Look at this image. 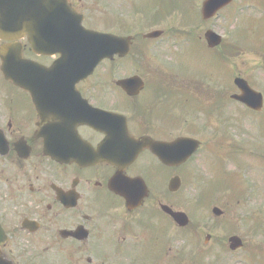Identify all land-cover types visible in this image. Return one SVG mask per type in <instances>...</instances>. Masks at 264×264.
Instances as JSON below:
<instances>
[{
  "label": "flooded vegetation",
  "instance_id": "1",
  "mask_svg": "<svg viewBox=\"0 0 264 264\" xmlns=\"http://www.w3.org/2000/svg\"><path fill=\"white\" fill-rule=\"evenodd\" d=\"M263 1L204 19V0H68L87 30L115 38L82 77L57 0H0V264H206L232 236L237 260L264 264V177L233 156L264 163V80L230 63L253 54L264 67V21L246 14ZM177 12L195 24L175 25ZM228 12L246 28L234 42L208 28L220 36L211 46L204 25ZM197 53L205 67L193 74ZM241 77L262 93L253 109L237 99ZM183 138L198 147L183 158L179 146L171 163L167 145Z\"/></svg>",
  "mask_w": 264,
  "mask_h": 264
},
{
  "label": "water",
  "instance_id": "2",
  "mask_svg": "<svg viewBox=\"0 0 264 264\" xmlns=\"http://www.w3.org/2000/svg\"><path fill=\"white\" fill-rule=\"evenodd\" d=\"M232 0H205L203 15L206 17L212 16L214 12H216L220 7L226 5L228 2ZM58 11L60 14V22L62 31L72 30L75 36L80 38L78 41L80 44L79 53H80V75L86 76L90 72L94 70V68L99 64L100 60L103 59L107 54V50L109 48V44L113 42L112 36H106L101 32L94 31H86V29L82 26L81 17L74 12V10L69 7L67 0H57ZM75 13V16H74ZM159 36L158 32H153L149 37ZM206 37L209 40V44L211 46H215L218 44L220 37L214 35L212 31H208ZM127 43V49H129L131 45V40L128 38L125 39ZM237 85L243 91L241 96H237V99L244 101L251 108L257 107L263 102L262 95L255 90L251 89L248 83L243 79L236 80ZM145 145V142H142ZM165 146V145H164ZM168 152L170 157V162H176V159H179V146L185 147V151L182 155L183 158H187L190 153L195 151L197 148V143H192L191 140L187 138L180 139L179 141L168 143ZM217 210V209H216ZM218 212V210H217ZM181 214L176 213V219L181 221ZM187 222V221H185ZM231 248L237 249L242 245V240L238 237L230 238Z\"/></svg>",
  "mask_w": 264,
  "mask_h": 264
},
{
  "label": "rangeland",
  "instance_id": "3",
  "mask_svg": "<svg viewBox=\"0 0 264 264\" xmlns=\"http://www.w3.org/2000/svg\"><path fill=\"white\" fill-rule=\"evenodd\" d=\"M264 2V1H263ZM191 6L193 7V5L191 4ZM250 11L247 14V17H253V21H255L254 23L258 22V20L262 17H264V6H263V9H258V8H254L252 6L251 9H249ZM231 16V18L229 17ZM226 17V18H225ZM234 17L235 15L234 14H231L230 12L228 13H225L221 16V18L219 20H215V21H211L210 23H207V25H204V31H207L208 28H215L217 30H219L223 36H225V40L226 41H235V40H238V35L236 34L237 33V29L239 28V25H241L242 23L241 22V18H239V21H238V24H232L233 20H234ZM173 18V22L175 25H178V26H181V25H185V24H189V23H192V24H195V18L192 17H187V16H182L180 12H177V13H174V15L172 16ZM192 18H193V21H192ZM230 21V22H229ZM201 20H200V17H199V21L198 23H200ZM241 28H242V25H241ZM246 27H243L239 33L245 29ZM250 39H253V37H251ZM167 44L162 48L163 50V53H167L169 54L170 51L169 49H167ZM200 48L202 54L205 56H210L211 55V52L208 50H206V52H204V48H202L201 46L198 47ZM197 48V51L201 54V52L199 51V49ZM172 52L175 50L174 48L171 49ZM177 50V49H176ZM161 51V50H160ZM171 58L174 59V54H173V57H163V54H162V58L160 56V60L162 61V63H164L165 61L170 63V62H173L171 60ZM201 58H202V55H201ZM200 58V55L197 53V55L193 56V57H189V61H187V70H189L190 72H192L193 74L194 73H198V72H202L204 70V67H205V59L203 60V58L201 59ZM175 60V59H174ZM262 57L259 56V55H242L240 56V58L238 60H235L234 61H230V63H237L241 69V72L246 75H248L249 78L251 79H254L256 78L258 80V82L260 83V85L262 84L261 82L264 80V67H261L262 66ZM166 67V66H165ZM168 67V66H167ZM166 67V68H167ZM235 68V66H234ZM236 69V68H235ZM263 74V75H262ZM261 80V81H260ZM234 107H236V105L234 104V106L232 105L231 109L233 111H237L236 109H234ZM238 108V107H236ZM239 109V108H238ZM231 110V111H232ZM237 115V114H236ZM249 124H246V126H248L249 128H251L250 126V122L247 121ZM217 128V127H216ZM216 128H215V131H216ZM248 130V129H247ZM232 133L233 132H236V133H241L239 129H231L230 130ZM204 135L207 136L206 133H203ZM236 145V144H235ZM237 146H243V144L239 143L237 144ZM234 158L241 163V165H243L242 169H244L245 167H249V163L254 165L255 167H258L257 169L259 170V172L257 173V175L259 177H264V172H263V169H264V163H260L258 160H255V161H251V159H249V155L246 154V153H243L240 149L238 151H235L234 152ZM220 157V162H219V165L221 167L223 166H226L228 165V169L230 171H234L236 170L238 167L237 165L235 164H232L230 161H227V165L225 163V161L223 160V155L222 156H218ZM204 159L203 156L201 158V160ZM212 160L213 158L210 159L209 161V164L210 166H212ZM198 161H196L195 163H197ZM205 166V165H204ZM209 168V167H207ZM206 169V168H205ZM212 177V174L211 176ZM211 227V224L209 223L208 224V229L207 231L208 232H211V233H214L215 231H218L219 233H217V235H222L223 234V230L218 228V227H215V228H210ZM250 240V239H248ZM251 241V240H250ZM226 253L221 255L218 259H217V256H214V253L209 255L208 259L206 260V264H247V262H244V261H239L237 260V256L235 253L229 251V249L227 248V251H225ZM217 259V260H216ZM248 264H252V263H248Z\"/></svg>",
  "mask_w": 264,
  "mask_h": 264
}]
</instances>
